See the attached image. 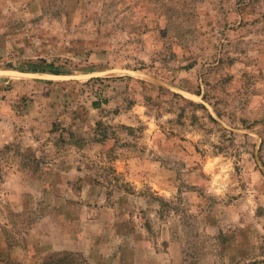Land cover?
I'll return each instance as SVG.
<instances>
[{"label":"rangeland","instance_id":"1","mask_svg":"<svg viewBox=\"0 0 264 264\" xmlns=\"http://www.w3.org/2000/svg\"><path fill=\"white\" fill-rule=\"evenodd\" d=\"M0 264H264V0H0Z\"/></svg>","mask_w":264,"mask_h":264}]
</instances>
